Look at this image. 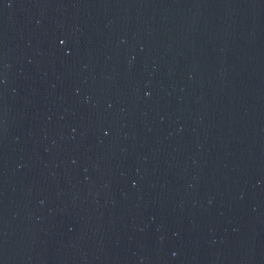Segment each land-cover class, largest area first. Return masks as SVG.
<instances>
[{
  "label": "water",
  "instance_id": "water-1",
  "mask_svg": "<svg viewBox=\"0 0 264 264\" xmlns=\"http://www.w3.org/2000/svg\"><path fill=\"white\" fill-rule=\"evenodd\" d=\"M0 264H264V0H0Z\"/></svg>",
  "mask_w": 264,
  "mask_h": 264
}]
</instances>
